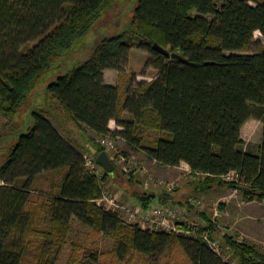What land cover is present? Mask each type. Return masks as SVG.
<instances>
[{"label": "trees", "instance_id": "trees-1", "mask_svg": "<svg viewBox=\"0 0 264 264\" xmlns=\"http://www.w3.org/2000/svg\"><path fill=\"white\" fill-rule=\"evenodd\" d=\"M122 1L0 0V115L15 121L45 87V101L32 112L31 123L9 134L0 165V264H57L73 219L114 238L120 260L160 255L176 243L186 258L178 264H232L203 242L205 232H220L204 214L206 228L197 229L195 239L128 225L98 203L103 185L117 172L142 209L156 199L115 163L111 173L101 166V179L86 172L84 155L97 158L105 151L100 139L107 136L123 138L164 166L188 164L198 191L220 186L242 193L247 202H264V46L254 40L257 32L264 37V0H136L121 29L104 37L87 60L66 69V61H77L71 59ZM134 48L152 54L148 65L158 70L157 79L133 91L108 85L104 72L125 73ZM124 112L139 124L124 119ZM252 117L263 122L258 153L247 152L242 138ZM112 120L124 130H111ZM69 123L93 150L62 134ZM137 127L163 136L145 147ZM48 172L61 178L48 212L51 229L44 231L32 193L37 178ZM232 172L239 179L226 181ZM222 238L238 264H264V251L255 245L228 233ZM33 240L40 243L37 250Z\"/></svg>", "mask_w": 264, "mask_h": 264}, {"label": "rangeland", "instance_id": "rangeland-1", "mask_svg": "<svg viewBox=\"0 0 264 264\" xmlns=\"http://www.w3.org/2000/svg\"><path fill=\"white\" fill-rule=\"evenodd\" d=\"M135 3L136 0L122 1L114 8V10L109 12L106 19L90 34L88 42L86 43L87 45L84 46L83 50L75 54L71 59L77 61H66V69L73 67L75 63H81L82 61L84 62L87 60L92 55L95 47L104 37L115 34L117 30L121 29L124 26V23L131 19ZM254 40H260L264 46V37L260 32L255 34ZM32 45L33 44L31 43L30 46ZM251 51H255V46H251ZM151 59L152 54L148 50L140 48L132 49L129 53V61L124 69L125 73L120 74L118 71L114 70L116 77L111 79L112 83H114L115 86L119 85L124 91H133L138 83H149L157 79L158 70L148 65V62ZM44 101L45 87L31 96L15 121L11 122L8 118L0 115V165L5 159L4 152L11 140L9 134L13 133V129L19 130L22 129V127L29 125L32 120V112L42 106ZM121 102H123V100H121ZM122 116L126 120H131L139 124V121L129 112H124ZM60 124L63 125L64 121H57V125L60 126ZM111 126L116 130L118 127L121 130H124L123 127L117 125L116 121L113 122ZM246 128L245 137L247 140L245 150L251 153H258L263 139V123L261 120L252 117L251 122ZM136 130L138 136L143 140L142 145L145 147L154 146L157 139L163 136V133L157 130H149L139 127H137ZM68 133L71 134L72 138L76 140L78 144L85 145V148L94 149L92 143L87 141L74 124L69 123L67 129L62 130V134L65 137H68ZM115 141L117 143V150L111 152V154L114 156H125L127 159L125 167L128 170L134 171L135 166H139L141 169H147L149 171V174L147 173L146 175H141L138 172L135 174V177L140 183V186L142 187L141 189H150L149 192L156 194V199L153 204H159L160 198H163L165 193L164 191H167L166 186H160L158 184V181L163 180L168 184H173L174 189H177L176 202L177 204L182 203L184 205L182 208L185 210L182 218H180L182 222L187 223L190 226L195 225L200 228H206V223L200 216L204 214L217 224L220 232L215 234L214 237L222 243L228 262L238 264L222 238V235H225L226 233L233 235L239 240L249 242L264 251L263 205L260 203L245 205L242 203V201L245 200L242 193L238 191L235 192L226 187L217 186L206 192L198 191L194 188L195 185L191 183V178L187 172L180 170L155 172L144 154H133L130 152L129 145H127L128 143H126L123 138H115ZM140 151L144 152L143 150ZM118 159V168L121 172L122 165H119L120 160L118 161ZM141 162L143 164H141ZM127 174L130 175L133 174V172ZM60 178L61 176L59 173L48 172L39 176L34 184L32 206L39 209V226L41 230L49 231L51 229V216L48 212L53 203V199L57 194L54 186L60 181ZM150 178L153 181L150 184V187L147 188L145 182ZM115 179L120 188L107 189L106 184L103 185L104 191L109 192L112 196L115 195V192H120L122 189H125L126 185V181L119 172L115 174ZM154 189L159 193L155 192ZM119 202L120 204L137 206L136 202H130L125 196H121ZM124 222L128 225H136L135 222ZM151 231L155 232L159 230ZM39 246V242L36 240L32 241L33 250H37ZM116 248L117 242L114 238L99 233L95 229L83 225L77 219H73L71 222L68 243L63 248L57 264H178L185 263L186 261L185 256L180 250V246L176 243L170 245L168 250L160 255L147 256L136 253L133 257L128 256L123 260H120L117 256Z\"/></svg>", "mask_w": 264, "mask_h": 264}, {"label": "built area", "instance_id": "built-area-1", "mask_svg": "<svg viewBox=\"0 0 264 264\" xmlns=\"http://www.w3.org/2000/svg\"><path fill=\"white\" fill-rule=\"evenodd\" d=\"M101 145L105 148V151L110 155L113 162L118 166L122 165V171L125 173L141 175L149 174L147 169H141L139 166H135L134 171L128 170L125 167L127 159L123 155L114 156L111 152L117 150V143L114 138L107 136L100 139ZM85 168L86 172L90 175H94L101 179L104 175L102 167L97 163V158L91 154H85ZM226 181H237L239 179V174L237 172H232L225 176ZM152 179H148L145 182L147 188L150 187ZM160 186H166L167 191H172L174 189L173 184H168L163 180L158 181ZM106 210L117 213L123 221L135 222L141 228L149 230H159L161 232H166L174 235H185L197 239L199 237L198 230L200 227L191 225L189 228L183 226L184 222L181 221L184 211L180 205H173L166 207L165 205L152 204L150 208L144 210L140 206H132L126 204H120L119 199L116 196H112L109 192L104 191L103 198L98 202ZM202 240L206 243L212 250H214L218 255L222 256L226 261H228L223 250L222 243L212 235L210 232H205L202 236Z\"/></svg>", "mask_w": 264, "mask_h": 264}, {"label": "crops", "instance_id": "crops-1", "mask_svg": "<svg viewBox=\"0 0 264 264\" xmlns=\"http://www.w3.org/2000/svg\"><path fill=\"white\" fill-rule=\"evenodd\" d=\"M115 71L114 70H106L105 72H104V75H105V80H106V82H107V84L108 85H111V86H115L114 85V83H112V81H111V79H113V77H116V74L114 73ZM110 78V79H109ZM110 80V81H109ZM252 119V118H251ZM251 119H250V121H248L245 125H244V127L242 128V138L246 141L247 139H246V137H245V130L247 129L246 127H247V125H249V123L251 122ZM113 122H115L114 120H112L111 122H110V129L111 130H113V131H115L116 129H113L112 128V123ZM263 123V122H262ZM117 130H120V131H122L119 127L117 128ZM119 138V137H118ZM120 139V138H119ZM125 141V140H124ZM127 143V142H126ZM128 145V144H127ZM129 147V150H130V152H132L133 154H144V156L146 157V159H147V161L149 162V164L151 165V167H153V170H155V172L156 171H159V172H165L166 170H168V171H172V170H180V171H183V172H187L188 173V175H189V177L191 178V169H190V167H189V165L188 164H186V163H182L181 164V166H179V167H167V166H164V165H162V164H160V163H158L156 160H153V159H151L150 157H148V155L145 153V152H141L140 150H136V149H133V148H131L130 146H128ZM141 164H143L142 162H141ZM158 176V175H157ZM191 180H192V178H191ZM106 187H107V189H115V188H120L118 185V183L116 182V179H115V176H112L111 178H109L107 181H106ZM195 188V187H194ZM146 191H150V189H145ZM173 190H175V189H173ZM172 190V191H173ZM125 191V189H122V191H120V192H115V195L114 196H116L118 199H120V197L121 196H125L126 197V199L127 200H130V202H136V205L138 206V204H139V202L133 197V196H131L130 194H128V192H124ZM154 191L155 192H158L156 189H154ZM172 191H164L165 193H169V194H171V192ZM163 192V193H164ZM206 192V191H205ZM233 192V191H232ZM236 192V191H235ZM150 193H153V192H150ZM159 193V192H158ZM164 193V194H165ZM155 194V193H154ZM171 195H173V197H174V201H168V202H166V203H164L163 205H165L166 207H170V206H173V205H177V203H175L176 202V200H177V194L175 193V194H171ZM243 196V195H242ZM242 203L243 204H245V205H251V204H254V203H260L261 205H263L264 206V202L262 203V202H258V201H252V202H247V201H242ZM140 205V204H139ZM261 210H263V209H261ZM264 211V210H263ZM205 222V221H204ZM206 223V222H205ZM144 229V228H143Z\"/></svg>", "mask_w": 264, "mask_h": 264}, {"label": "water", "instance_id": "water-1", "mask_svg": "<svg viewBox=\"0 0 264 264\" xmlns=\"http://www.w3.org/2000/svg\"><path fill=\"white\" fill-rule=\"evenodd\" d=\"M154 49L159 51V52H161V53H163V54L171 55L168 50L164 49L163 47L159 46L158 44L154 45ZM172 57L174 59H176V60H180L182 58L181 56H179L177 54L172 55ZM97 163L100 166H102L103 168H105L110 173L116 170V165L114 164V162L111 159L110 155L106 151H104L100 155H98ZM163 199L166 200V201H174L173 195H171L169 193H165L163 195Z\"/></svg>", "mask_w": 264, "mask_h": 264}]
</instances>
